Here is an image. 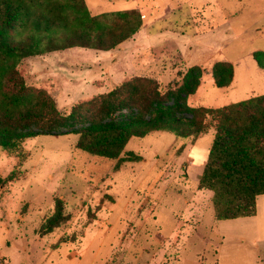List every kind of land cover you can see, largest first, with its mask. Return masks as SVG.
<instances>
[{"label":"rangeland","instance_id":"374dc122","mask_svg":"<svg viewBox=\"0 0 264 264\" xmlns=\"http://www.w3.org/2000/svg\"><path fill=\"white\" fill-rule=\"evenodd\" d=\"M74 3L97 15L130 9L142 16L143 26L147 24L146 35L153 34L161 44L169 40L167 46L162 44L153 50L154 56L144 52L145 47L141 49L142 68L149 60L154 63L126 82L153 80L165 91L181 83L189 67L199 65L207 71L219 61L233 65L237 83L231 89L205 83L189 99L191 106L216 108L264 94L260 81L244 83L248 71L259 68L254 53L259 52L264 61V36L255 30L264 25V0ZM108 25L112 29L101 38L104 46L127 33L126 24L119 19ZM5 36L11 42L20 40L16 31H8ZM72 50L88 52L85 59L90 64L97 60V54L107 53L84 47ZM127 50L130 53L132 46ZM47 56L48 62L19 65L6 86L15 91L21 82L30 85L39 96L32 113L46 117L13 125L19 132L39 134L26 140L23 161L0 146V174L14 177L0 186V264H264V195L255 216L217 221L212 191L199 187L200 159L213 143V130L193 147L190 138L169 131L133 137L125 152L134 151L142 159L123 162L116 169L117 160L76 148L75 131L92 116L97 120L105 116L91 107L95 109L92 105L116 85L109 80L102 88L93 84L83 91L77 85L72 90L77 94L60 96L67 102L61 104L56 92L65 94L72 87L64 81L62 90L53 94L56 70L53 72L52 53ZM137 60L133 56L125 58L129 65ZM90 74L94 76L95 70ZM124 86L117 98L133 105L134 110L125 107L104 119L128 120L144 102L142 97L122 90ZM55 110L63 117H57ZM71 112L73 117L69 116ZM56 197L64 201L70 220L42 235L41 224L52 214Z\"/></svg>","mask_w":264,"mask_h":264},{"label":"trees","instance_id":"16d2710c","mask_svg":"<svg viewBox=\"0 0 264 264\" xmlns=\"http://www.w3.org/2000/svg\"><path fill=\"white\" fill-rule=\"evenodd\" d=\"M74 1L0 0V146L19 161L27 155L26 140L39 134L19 132L13 125L42 121L46 116L32 113L39 96L30 85L21 82L15 91L6 88L17 67L28 64L30 57L73 47L115 50L143 26L142 16L130 12V9L97 15ZM114 19L126 24L127 33L104 46L101 38L111 31L108 23ZM8 31H16L20 40L9 41L5 36ZM254 59L264 68L259 52L254 53ZM203 74L204 68L191 66L181 83L165 91L161 90V83L153 80L135 83L131 79L136 76L116 85L92 105L95 109L91 107L105 116L101 120L92 116L87 124L76 128V148L117 160L115 168L119 169L123 162L142 159L134 151L125 152L133 137L169 131L180 138H190L194 144L198 137L214 129L213 143L199 178V187L213 193L215 220L255 216L258 198L264 195V94L216 108L191 106L188 98L197 91ZM212 76L217 87L228 88L233 81L234 67L230 62L218 61L213 65ZM121 86H124L122 90L135 97H142L144 102L128 120H106L104 118L122 108L133 109V105H128L123 99L118 100ZM99 102L100 108L96 109ZM54 113L59 118L63 117L58 110ZM69 116L73 117V112ZM184 148L183 145L179 151ZM13 179V174L7 177L0 174V186ZM69 220L70 213L64 201L56 197L54 210L43 221L39 232L48 234Z\"/></svg>","mask_w":264,"mask_h":264},{"label":"crops","instance_id":"0c3cea01","mask_svg":"<svg viewBox=\"0 0 264 264\" xmlns=\"http://www.w3.org/2000/svg\"><path fill=\"white\" fill-rule=\"evenodd\" d=\"M147 27H148L147 24H144L143 28L139 32H137L133 36V38H131L130 40H126L120 46L121 48L119 47L118 49L109 50V51L94 49L95 51H103V52H107V53L102 54L99 57L97 56L99 54H97L96 55L97 60H94L95 62L93 61L92 64H90V61H87L85 59V57H88V56H85L86 53H88L85 50L74 52L72 50L74 48L73 47V48H69V49H65V50L50 52V53H52V60H53V64H54L53 72H54V69L56 70L54 76H52L53 94L56 92L57 89L62 90L61 86H62V83L64 81L69 82L70 88L72 87V89L69 90L68 92H66L65 94H62L61 91L56 92L58 97H55V96L54 97L56 98L57 102L59 100H61V101H59V103L67 104V102H63L62 97H60V96L63 95V96L70 97L71 95L77 94V93L72 92V90H76L75 87L77 85L80 89H82V91L89 88L93 84H95V85L97 84L101 87V86H103V82L105 84H107L109 82V80H112L113 84L118 85V84L124 82L128 78L134 77L135 74H141L142 69L145 71L146 67L149 68L150 65L154 62H151L152 60H149L148 61L149 63L146 64V67L142 68L141 61H139V57H140V54L142 52L141 49H143L145 47L144 52H146V51L150 52V55H151L153 50H155L157 47L162 46V44L167 46L168 45L167 42L169 40L165 39V41H163L162 44L158 43V39L155 36H153V34H151L149 36L146 35ZM255 30L257 32H261V34L264 36V25H262L260 27H256ZM251 36H254V35H251ZM144 43H147V44H144ZM130 46H132V51L130 52L131 54L129 53V50H127V48ZM87 49H89V48H87ZM64 53H67V54L62 56L61 54H64ZM97 53H100V52H97ZM103 56H105L104 60L102 58ZM106 56L111 57V58H106ZM126 56H133L134 58L137 57L138 60L129 65L125 61ZM151 56H154V55H151ZM47 57H48L47 54L41 55V56H34V57L28 58L27 62L29 63L30 66H31V63L36 62V61H40V60H42L44 62H48L49 60H47ZM215 63L216 62H214L213 65ZM213 65L208 67L207 71L204 70V74H203V77L201 80V84L195 93H197L199 91V89H201L205 83H208L210 86H216L215 80L212 76V71H211ZM92 69L95 70L94 76H92V74H90V71ZM248 72H249L248 78L244 79V83L250 82L251 84H254V83H258V81H260L261 86H262L261 88L264 89V68L259 66L258 70L257 69H253V70L251 69ZM35 74L37 75L36 72H34V75ZM52 75H53V73H52ZM238 82L241 83V81H238ZM235 83H237V77H235V71H234L233 81L227 89H231L235 85ZM260 83H258V84H260ZM105 90H107V89H105ZM255 91L256 90H252L253 93ZM97 93H101V91H98ZM195 93L189 96L188 101L192 96L195 95ZM78 101H79V99L77 101H75L74 103H76ZM74 103H69V104H74ZM212 130L214 131V129H210L209 131H212ZM207 133H205V134H207ZM214 133H215V131H214ZM205 134H203V135H205ZM203 135H201V136H203ZM200 137H198L195 140V144L197 143V141ZM195 144L191 143V145H192L191 147H193ZM206 157H207V155H204V158L200 159V161H201V165H200L201 167H200V172H199L200 175L202 173L204 164L206 162ZM193 159H195V158L191 159L192 162H193ZM208 191H210V190H208ZM212 195H213V193H212ZM262 196L263 195H261L258 198V202Z\"/></svg>","mask_w":264,"mask_h":264}]
</instances>
